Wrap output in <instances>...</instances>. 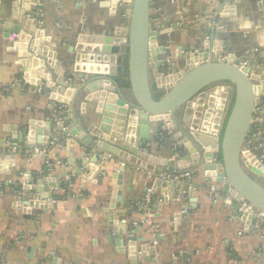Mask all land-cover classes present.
<instances>
[{"label":"crops","instance_id":"obj_1","mask_svg":"<svg viewBox=\"0 0 264 264\" xmlns=\"http://www.w3.org/2000/svg\"><path fill=\"white\" fill-rule=\"evenodd\" d=\"M103 1H38V27L55 44L64 81L71 82L60 95L70 104L63 105L52 102L45 87L30 85L21 76L13 35L4 37L2 26L18 9V0H0V152L15 154L13 167L0 174V264H264L261 228L247 217L238 219L236 202L222 193L221 184L202 183L194 170L185 169L172 171L182 191L165 192L160 186L154 190L157 175L106 153L99 157V173L83 180L70 172L85 149L65 133L73 126L70 121L62 132L50 130L53 135L45 147L38 146L36 134L32 143L27 141L31 123H54L66 114L80 116L85 127L98 123L96 101L73 90L81 83L84 65L75 63V54L67 48L80 34H103L124 24L118 7L101 6ZM228 5L234 12L222 17ZM154 6L156 46L164 48L162 56H170L177 70L185 68L191 50L201 52L215 38L227 54L264 79V0H154ZM197 102L176 116L186 132L193 127ZM256 120L250 148L256 141L264 144V98ZM158 128L163 129L158 123L149 127L155 170L170 167L177 149L185 152L169 132L170 139L159 142L163 132ZM208 139L209 147L214 146L209 150L215 152L219 137ZM35 149L42 152L34 154ZM45 178L56 183L51 195L43 186L47 208L24 206L34 195L35 180ZM111 226L117 232H136L134 257L126 235L119 246L108 240Z\"/></svg>","mask_w":264,"mask_h":264},{"label":"water","instance_id":"obj_2","mask_svg":"<svg viewBox=\"0 0 264 264\" xmlns=\"http://www.w3.org/2000/svg\"><path fill=\"white\" fill-rule=\"evenodd\" d=\"M38 1L18 0V9L12 17L2 21L4 37L13 35V49L23 79L30 85L45 87L52 102L69 105L60 95L69 90L71 82L64 81L65 73L58 65L55 44L38 27ZM112 5L124 16L123 25L103 34H80L67 48L75 54V63L84 65V73L79 77L81 83L73 90L96 101L98 123L85 127L80 116L66 114L54 123H31L27 141L32 143L36 134L38 146L45 147L53 135L50 130L57 128L62 132L70 121L73 126L65 133L85 146L84 152L77 154L79 162L71 174L90 179L99 173V157L106 153L157 175L154 190L160 186L165 192H177L182 188L177 186L174 172L191 169L202 183L222 185V193L236 202L239 220L247 217L256 222L257 215L264 219V160L260 161L264 147L258 141L255 148L249 146L259 123L256 111L263 103L264 79L227 54L222 42L215 38L207 42L208 47L203 51L191 50L185 68L177 70L173 63L170 66L165 63L164 48L156 46L159 32L151 28L156 10L154 0H104L101 4ZM233 12L234 6L228 5L222 17ZM196 99L198 110L193 127L186 132L180 128L176 116ZM83 112L82 105L80 114ZM153 123L164 129H157L158 133L163 132L159 142L169 140L170 133L172 140L185 151L177 149L174 152L177 157L168 168H154L157 158L150 154L152 138L149 135ZM42 133L45 136L40 138ZM208 137H219L215 152L209 150L214 146L209 147ZM67 157L70 159V153ZM14 160L15 154L2 156L0 152V174L12 168ZM53 178L35 180L31 189L34 195L23 205L45 210L47 196H41V192L47 185L51 195L56 184ZM242 203L250 210L241 212ZM134 234V230L124 228L117 232L114 226L109 229L108 240L119 246L126 235L129 253L134 257L137 243Z\"/></svg>","mask_w":264,"mask_h":264},{"label":"built area","instance_id":"obj_3","mask_svg":"<svg viewBox=\"0 0 264 264\" xmlns=\"http://www.w3.org/2000/svg\"><path fill=\"white\" fill-rule=\"evenodd\" d=\"M52 145H53V143H52ZM261 147H264V144H262ZM32 152L34 154H38V153H41L42 151L40 149H35V150H32ZM262 160H264V156L263 155L260 156V161H262ZM174 178H178V177L174 176ZM213 192H215V191L213 190ZM149 199H150V195L148 193L147 196L145 197V200L149 201ZM248 210H250V207L248 205L242 203L241 212L248 211ZM261 216L262 215H257L256 223L258 224L259 228H261V230H262V232L264 234V219Z\"/></svg>","mask_w":264,"mask_h":264},{"label":"rangeland","instance_id":"obj_4","mask_svg":"<svg viewBox=\"0 0 264 264\" xmlns=\"http://www.w3.org/2000/svg\"><path fill=\"white\" fill-rule=\"evenodd\" d=\"M165 63L169 64V66L172 64V59L170 58V56H167L164 58Z\"/></svg>","mask_w":264,"mask_h":264},{"label":"trees","instance_id":"obj_5","mask_svg":"<svg viewBox=\"0 0 264 264\" xmlns=\"http://www.w3.org/2000/svg\"><path fill=\"white\" fill-rule=\"evenodd\" d=\"M125 85H127V83Z\"/></svg>","mask_w":264,"mask_h":264}]
</instances>
